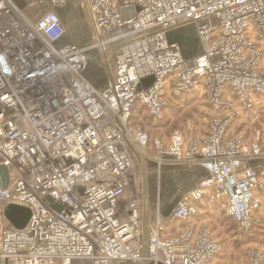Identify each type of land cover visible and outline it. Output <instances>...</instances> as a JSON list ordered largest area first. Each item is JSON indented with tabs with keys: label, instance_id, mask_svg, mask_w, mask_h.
Instances as JSON below:
<instances>
[{
	"label": "built area",
	"instance_id": "1",
	"mask_svg": "<svg viewBox=\"0 0 264 264\" xmlns=\"http://www.w3.org/2000/svg\"><path fill=\"white\" fill-rule=\"evenodd\" d=\"M81 2L94 25L85 46L64 43L69 33L59 10L71 0H0V165L11 174L9 187L0 189L2 264L143 262L137 197L128 204V218L119 219L134 162L127 147L123 152L116 145L124 136L146 160L160 166L174 160L206 172L164 225L151 223L147 264H218L222 246L207 227L198 232L193 225L177 239L161 234L168 224L200 217L204 200L222 207L245 233L258 221L264 170L250 163L264 159V138L259 134L249 149L243 135L225 132L240 108L252 110L253 96H264V0ZM189 28L197 55L188 59L169 36ZM107 48L115 49V78L100 89L87 74L92 53ZM131 72L133 81L121 80ZM168 85L177 99L205 98L210 123L202 145H188L174 133L168 146L155 143V158L149 136L127 123L135 105L138 115L162 120ZM9 204L31 210L25 229L4 217ZM249 256L251 264H264L262 252L251 249Z\"/></svg>",
	"mask_w": 264,
	"mask_h": 264
},
{
	"label": "rangeland",
	"instance_id": "2",
	"mask_svg": "<svg viewBox=\"0 0 264 264\" xmlns=\"http://www.w3.org/2000/svg\"><path fill=\"white\" fill-rule=\"evenodd\" d=\"M128 0H115L117 5H121L122 2H126ZM25 3V2H24ZM81 5V3H78ZM74 26V25H72ZM178 31H182L184 33L183 37L187 42V39H196L195 31L192 28L189 30L180 29ZM111 47V46H110ZM264 50V48H263ZM110 54L115 57V49L114 48H107L106 52V59L103 62L104 68V78L108 80L112 73L114 72V67L112 62L110 61ZM197 55L196 52H194ZM264 68V64H263ZM108 76V77H107ZM165 91V110L164 114H162V120H158L154 116L145 115H137L135 118V122L131 120L127 123L129 130H137L139 127L140 129L145 132L150 139L149 145V152L150 154L157 158V149H155V143L161 141L163 145H169L171 136L174 133H180L185 141L190 145L198 141L200 145H202V139L205 136V133L209 126V121L207 120V110L208 105L205 103V98L203 97H182V98H175L173 89L170 85H168ZM193 100V101H192ZM190 101L193 102L191 105H188L186 102ZM137 106V105H135ZM139 110V107L137 106ZM136 109V111H138ZM244 110L241 108L240 112L242 113ZM148 113L147 110H145ZM133 114V113H132ZM133 117V115H132ZM258 121L250 120L247 121L245 119H236L232 122V124H228L226 127L227 136L234 134L237 132L240 135L245 137V145L249 149H252L253 146L257 143L255 139L259 133H263L264 126L262 124V120H264V116H260L257 118ZM260 120V121H259ZM140 123L143 125L140 126ZM145 126V127H143ZM245 134V135H244ZM235 136V135H234ZM196 139V140H195ZM264 139H262L263 142ZM257 141V140H256ZM132 150H134L132 148ZM187 149H185V152ZM137 155H139L136 152ZM141 157V156H140ZM144 160L143 157H141ZM155 161V160H150ZM156 162V161H155ZM133 163V174L130 176L131 184L129 190H132V194L134 197H137L139 200L140 206L144 204V189L146 184L147 195H148V203L150 204L151 200H154L157 204V196L160 195L161 189H163L164 177L162 171V165L160 167V163L156 162L157 168L153 170H148V166L146 165V161H140L137 163ZM151 169V167H150ZM157 177V184H155V178ZM160 179V181L158 180ZM162 179V180H161ZM161 185L162 188H159ZM190 191V190H189ZM131 194V192H129ZM128 194V195H129ZM258 194V193H257ZM260 207L255 210L254 216L258 219L254 226H252V231L245 233L239 227V225H234L233 221L230 217L226 214L225 210L222 207L216 206L209 200H204L200 204H198V209L201 214L200 217H195L188 223H184L179 225L180 222H176L173 224H169L166 228L172 226V230L170 235H168L167 239H177L180 233L182 234L185 232L189 227L195 226V230L200 232L204 227H207L211 234L221 243L222 252L221 257L217 258L216 262L219 264H251V256H249V250L256 249L264 254V196L258 194ZM167 203L163 204L161 208V213L156 211L155 215H160L163 222L165 219L162 213H169L173 206L175 205L177 198H167ZM161 203V200H159ZM162 204V203H161ZM151 205V204H150ZM172 207V208H171ZM143 209L141 208V213L143 216ZM168 211H167V210ZM150 214L152 211L150 209ZM163 217V218H162ZM157 218L156 220H159ZM155 220V221H156ZM1 225V223H0ZM143 248V244H142ZM77 264V263H76ZM78 264H88L86 262H78Z\"/></svg>",
	"mask_w": 264,
	"mask_h": 264
},
{
	"label": "crops",
	"instance_id": "3",
	"mask_svg": "<svg viewBox=\"0 0 264 264\" xmlns=\"http://www.w3.org/2000/svg\"><path fill=\"white\" fill-rule=\"evenodd\" d=\"M31 0H28V2ZM16 2H21V0H16ZM81 3L79 5L78 3ZM59 14L62 18L63 25L68 29V36L64 39V43H71L72 41H75V43L85 46L89 45L92 42L93 39V27L90 20V13L86 6V4H82L81 0H71V3L69 6H67L64 9L59 10ZM74 25V26H72ZM95 30V28H94ZM106 54H104L99 50H95L92 53V61L90 63L89 72L87 74L88 79L95 84L96 87L100 89L107 88V86L110 83V80H106L104 78V64L103 62L106 59ZM110 61L112 62L113 67L115 68V57L110 54ZM108 77V76H107ZM179 100V99H178ZM253 100L255 102L254 107L252 110H246L242 108L244 111L240 114V116L237 119H245L247 121H258L257 118L260 116H264V96L256 95L253 96ZM240 104V103H238ZM241 109V108H240ZM260 121V120H259ZM262 124L264 126V120H262ZM264 138V131L263 133H259ZM258 134V135H259ZM245 135V134H244ZM258 135L256 140L258 139ZM246 137V135H245ZM244 137V138H245ZM196 140V139H195ZM134 153H132L133 155ZM146 165L149 167L148 170H153L154 168H157V164L154 161L146 160ZM181 163H177L174 160H166L162 165V171L164 174L165 180H163V183H160L163 185V189H161L160 195L157 196V204L156 202L153 203L154 200H151L149 207L152 211L151 217L153 221L156 218V211L161 213L162 211V205L159 200H163V202L167 203V198H177L175 205L177 202H179L183 196L191 189H194L201 178L205 175V170H203L200 167L197 166H191L188 164L180 165ZM250 165L256 169L257 171L264 170V159L263 160H256L252 161ZM151 167V169H150ZM161 167V166H160ZM155 178V184H157V177ZM161 179V180H162ZM160 181V179H158ZM161 185L159 188H162ZM131 192V194H129ZM129 194V195H128ZM134 194H132V190H127L125 192V195L121 201V204L119 206V219L121 221H124L128 218V204L130 201H132L134 198ZM173 206V208L175 207ZM143 208V206H141ZM172 208V207H171ZM173 208L168 211L169 213H162L164 216L163 219H165L163 222H166L170 214L172 213ZM161 219V218H160ZM162 220V219H161ZM184 224V223H182ZM181 223L179 225H182ZM172 226L169 228H166L165 232L161 234V239H167L168 235H170L172 230ZM181 234V233H180Z\"/></svg>",
	"mask_w": 264,
	"mask_h": 264
},
{
	"label": "water",
	"instance_id": "4",
	"mask_svg": "<svg viewBox=\"0 0 264 264\" xmlns=\"http://www.w3.org/2000/svg\"><path fill=\"white\" fill-rule=\"evenodd\" d=\"M184 33L182 31H178L174 34H171L169 36V42L170 43H177L180 46L183 47L184 55L189 59L195 56L194 52H196V40L190 39L185 41L183 37ZM138 162L140 163V159H138ZM11 181V174L9 167L5 165H0V189H7L10 185ZM49 202H53L52 199L48 198ZM161 205L163 207V200L161 199ZM178 203V202H177ZM52 208L57 212H62L63 207L61 205L53 204ZM143 262L142 264H147L148 262V247H149V239H150V225H151V214L150 207L148 203V195H147V189L145 184L144 189V204H143ZM4 217L11 223V225L18 230H23L27 227L29 224L32 212L29 208L9 204L3 211ZM0 264H2V258H1V242H0Z\"/></svg>",
	"mask_w": 264,
	"mask_h": 264
},
{
	"label": "bare ground",
	"instance_id": "5",
	"mask_svg": "<svg viewBox=\"0 0 264 264\" xmlns=\"http://www.w3.org/2000/svg\"><path fill=\"white\" fill-rule=\"evenodd\" d=\"M123 75H122V77H123V79H121V80H124L125 79V77L126 76H128V78H130V80L131 81H133L134 80V77L136 76V72H131L130 74H125V73H122ZM113 78V79H112ZM114 78H115V75L113 76V73H112V76H110L109 77V80H110V82H113L114 81ZM131 93V92H130ZM124 131V130H123ZM100 143H103L102 141L100 142ZM129 139L126 137V136H124V138H123V140L122 141H118L117 143H116V145L118 146V147H120L121 149H122V151L124 152V150H125V147H127V149H128V151L129 152H131V153H134L133 154V157H134V163H137L138 162V159H140V161H144V160H142V158L139 156V155H137L136 154V152H138L137 151V149H135L134 148V150H132L130 147H129ZM97 145H98V143H97ZM101 145H103V144H100V145H98V146H101ZM131 145V144H130ZM128 152V153H129ZM118 157H121V155H117ZM118 157H115L118 161H119V163L120 164H122V165H124V167H128L129 166V163H128V161H125V159H121V158H118ZM130 168H131V165H130ZM133 172L134 171H132V173L131 174H133ZM157 218H160V215H156V218H155V220L157 219ZM159 221H161V219H159ZM167 222V221H166ZM166 222H162L163 224L162 225H164ZM142 224H143V221H142ZM169 225V224H168ZM167 225V226H168ZM143 229V228H142ZM0 231H1V229H0ZM141 239H142V242H143V236L141 237ZM1 242V241H0ZM143 244V243H142ZM134 246H135V244H134ZM221 254V253H220ZM218 258V257H217ZM217 258H216V260H217ZM215 260V261H216ZM83 262H86V263H88V264H91V262H89V261H83ZM77 264H78V262H77ZM142 264V263H141ZM219 264V263H218Z\"/></svg>",
	"mask_w": 264,
	"mask_h": 264
},
{
	"label": "trees",
	"instance_id": "6",
	"mask_svg": "<svg viewBox=\"0 0 264 264\" xmlns=\"http://www.w3.org/2000/svg\"><path fill=\"white\" fill-rule=\"evenodd\" d=\"M193 101V100H192ZM189 102L190 101H187L186 103L188 104V105H191L193 102H191V104H189ZM136 109H137V106H135L134 107V109H133V117H132V120L131 121H134L135 122V118L137 117V115H138V113H139V110L138 111H136ZM143 124L142 123H140V126H142ZM143 127H145V126H143ZM232 221H233V223H234V225L236 226V223L234 222V220L232 219V218H230Z\"/></svg>",
	"mask_w": 264,
	"mask_h": 264
}]
</instances>
